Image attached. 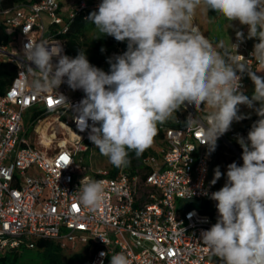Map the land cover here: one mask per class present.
<instances>
[{
  "label": "built area",
  "instance_id": "2783aa9c",
  "mask_svg": "<svg viewBox=\"0 0 264 264\" xmlns=\"http://www.w3.org/2000/svg\"><path fill=\"white\" fill-rule=\"evenodd\" d=\"M100 3L102 0H28L0 9V21L10 39L8 46L0 47V61L17 69L13 83L0 95V255L35 250L44 240L63 249H69V244H86L94 252L91 264H110L111 256L121 252L130 264H222L204 245L202 232L217 222V202L210 196L224 186L227 166L243 164L237 141L247 138L249 126L230 127L211 151L200 144L203 130L186 124L189 116L206 124L209 109L204 104L196 109L185 103L179 126H160L164 139L154 154L141 160L140 170L132 173L126 166L110 165L91 176L80 156L96 146L88 139L90 129L81 132L73 119L75 106L85 96L83 90L62 83L40 95L32 91L34 74L27 67L35 65L24 61V45L58 41L62 54L67 55L64 36L71 24L89 8L98 10ZM125 44L127 41L118 42L108 59L123 54ZM252 51L245 34L242 41L235 36L230 54L249 60L256 72ZM108 59L100 67L106 73L110 71ZM237 75H241L240 91L245 94L250 77L247 72ZM31 111H35L33 119L27 124ZM219 153L223 156L222 176L211 185ZM84 177L103 182L102 199L94 208L80 201ZM101 252L107 255L102 257Z\"/></svg>",
  "mask_w": 264,
  "mask_h": 264
},
{
  "label": "clouds",
  "instance_id": "9594fccd",
  "mask_svg": "<svg viewBox=\"0 0 264 264\" xmlns=\"http://www.w3.org/2000/svg\"><path fill=\"white\" fill-rule=\"evenodd\" d=\"M201 6L228 22L248 26L247 38L259 40L251 53L256 72H264V0H102L87 19L102 36L127 41L123 54L108 59L109 72L90 64L85 52L79 51L75 58L63 55L58 41H29L23 57L35 65L27 67L34 74V94L58 89L62 83L83 90L85 96L75 106L73 119L81 132L90 129L88 139L117 168L130 164V152L142 155L157 135L158 125L173 118L185 103L210 109L206 124L191 116L186 124L199 126L204 133L200 144L214 151L233 121L248 118L238 114V106L253 108L259 102L255 111L260 118L247 138L237 141L243 149L242 166L229 164L224 186L211 193L219 215L202 232V241L222 264H264V77L252 71L243 56L221 51L222 41L214 46L193 24ZM236 36L244 39L240 31ZM238 72H247L253 82L251 98L240 91ZM221 176L217 166L211 185ZM80 186L81 203L96 207L103 182L84 177ZM110 264L130 261L121 252L111 256Z\"/></svg>",
  "mask_w": 264,
  "mask_h": 264
},
{
  "label": "trees",
  "instance_id": "16d2710c",
  "mask_svg": "<svg viewBox=\"0 0 264 264\" xmlns=\"http://www.w3.org/2000/svg\"><path fill=\"white\" fill-rule=\"evenodd\" d=\"M28 0H0V9L13 8ZM98 11L94 8H89L85 13L78 14L74 22L70 26L69 32L64 36L65 39V50L69 57L75 58L79 51L85 52L87 59L90 64L100 68L108 59L109 54L114 50L118 41L111 36H102L96 29L95 26L87 18L90 13ZM214 13V10H211ZM93 31L94 37L88 42L84 40L88 32ZM99 38V39H98ZM10 43L9 37L6 35L2 22L0 21V47H6ZM126 48H127V44ZM104 49L102 52L101 49ZM17 75L16 66L9 62L0 61V95L4 94L6 90L11 86ZM174 115H180L179 120L176 122H165L158 125L157 135L154 137L157 141L161 142L164 139V133L160 129V126L166 127H177L180 124V120L184 118V108L181 107ZM260 117L255 116L249 128L252 127L253 123ZM241 152L243 149L240 147ZM155 152L146 149L142 155L137 157L135 152L129 153L130 164L127 165V169L130 172L135 173L141 169V160L152 155ZM223 156L221 153L217 155V160L214 169L219 166H223ZM112 165V164H111ZM110 166V165H109ZM108 166V167H109ZM113 166V165H112ZM115 167V166H113ZM68 249H63L59 244L51 241L41 240L37 243L35 250H11L6 251L0 255V264H20L25 263L26 258H32L36 256L40 259V264H91L93 253H90L89 246L86 248L85 253L68 254Z\"/></svg>",
  "mask_w": 264,
  "mask_h": 264
},
{
  "label": "rangeland",
  "instance_id": "374dc122",
  "mask_svg": "<svg viewBox=\"0 0 264 264\" xmlns=\"http://www.w3.org/2000/svg\"><path fill=\"white\" fill-rule=\"evenodd\" d=\"M216 12L212 14L209 10L208 12H205L203 9V6L197 8L196 13L194 15V22L199 27L201 32L210 40L213 42L214 46L221 41L223 42V51L226 49H230L232 42L236 36V33L238 31L244 32V34L247 37L248 34V26L247 25H241L239 21H226L223 17L216 16ZM212 17H215L213 19ZM94 37L93 31H90L85 36L84 40L90 42ZM252 46L259 40L257 38L249 39ZM3 58L0 56V60ZM254 93V87H248L245 90V95H247L249 98H251L252 94ZM260 106L259 102H256L254 104L253 108H249L246 105H239V112L238 114L244 115L248 118L242 119L240 121H233L231 128L232 129H239L247 127L251 124L252 119L257 116L255 108H258ZM210 111V109H209ZM207 111V112H209ZM35 111H31L27 115V124H30L33 115ZM180 115H174L173 118H170L166 122H176L179 120ZM159 141L157 139H153L152 144L147 148L152 151H156L158 149ZM80 158L83 159V166L86 168L89 175L93 176L95 172L98 170H107L108 166L111 165L108 157L102 155L98 148H94L90 153L88 154H82ZM69 249L67 250L68 254H77V253H85L87 245L84 243H77L75 246L72 244L68 245ZM4 254V253H2ZM27 261L22 262L20 264H40V259L36 256L32 258H26Z\"/></svg>",
  "mask_w": 264,
  "mask_h": 264
},
{
  "label": "crops",
  "instance_id": "0c3cea01",
  "mask_svg": "<svg viewBox=\"0 0 264 264\" xmlns=\"http://www.w3.org/2000/svg\"><path fill=\"white\" fill-rule=\"evenodd\" d=\"M200 31H201V30H200ZM247 39H248V38H247ZM248 41H249V39H248ZM249 43H250V45L252 46V44H251L250 41H249ZM256 43H258V41H257ZM253 47H254V45H253ZM230 52H231V47H230V49H228V53H230ZM233 56H236V55H233ZM258 73H260L261 75H264V72H258ZM247 81H248V85H247L246 89H247L248 87H254V84H253V82L251 81L250 78H248Z\"/></svg>",
  "mask_w": 264,
  "mask_h": 264
},
{
  "label": "bare ground",
  "instance_id": "6f19581e",
  "mask_svg": "<svg viewBox=\"0 0 264 264\" xmlns=\"http://www.w3.org/2000/svg\"><path fill=\"white\" fill-rule=\"evenodd\" d=\"M43 138H44L45 142L49 144V141H50L49 136H47V135L44 133V137H43Z\"/></svg>",
  "mask_w": 264,
  "mask_h": 264
},
{
  "label": "snow or ice",
  "instance_id": "6c2138e0",
  "mask_svg": "<svg viewBox=\"0 0 264 264\" xmlns=\"http://www.w3.org/2000/svg\"><path fill=\"white\" fill-rule=\"evenodd\" d=\"M62 159H64L65 161L67 160V158H66V157H62Z\"/></svg>",
  "mask_w": 264,
  "mask_h": 264
}]
</instances>
